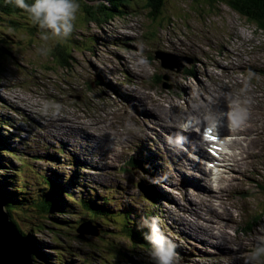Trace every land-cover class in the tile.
Here are the masks:
<instances>
[{"label": "rangeland", "instance_id": "obj_1", "mask_svg": "<svg viewBox=\"0 0 264 264\" xmlns=\"http://www.w3.org/2000/svg\"><path fill=\"white\" fill-rule=\"evenodd\" d=\"M146 2L132 0L133 10L124 8L122 17L103 26L88 24L77 29L75 25L66 40L73 43L66 47L71 53L68 64L54 62L53 51L48 57L36 54V48L42 43L39 30L29 34L26 18L18 16L21 26L16 30L0 19V40L8 45L14 57L13 64L0 76V133L6 137V143L12 145L10 151L1 150L7 154L4 156L8 174L12 170L25 169L20 165L24 162L36 170V173L24 171L30 183H37L42 174L56 173L64 184L70 183L72 178L75 199L89 202L95 209L110 210L115 220H94L91 225L96 228L91 227L89 232L99 231V236L80 240L76 237V228L84 223L81 219H89L80 208L72 211L74 214L67 213V222L58 225L35 209L10 212L17 229L34 239L44 254L36 256L34 264H124L111 252H106L105 247H135L117 228L136 221L135 215L143 210L150 219L157 218L161 231L175 244V264H244L245 254L264 237L262 231L255 241H248V249L244 252L236 251L230 242L234 236L251 235L264 226V215L252 225V218L264 209V156L259 161L258 175L250 171L252 177L240 176L238 168L233 166L227 170L241 187L240 191L232 197L223 196L214 206L218 210L221 205L229 208L236 217L231 223L205 210L208 205L200 200V191L189 184L190 180H197L205 190L203 180L187 166V157H179L177 149L159 141L156 121L143 105L131 103L128 116L117 123L121 137L98 145L80 141V135L66 134V122L58 125L48 122L50 117L63 116L66 110L83 114L106 113L113 107L111 99L120 95V90L124 91L123 86L181 105L185 85L193 96L199 97L198 106H205L221 91V74L214 68L215 63L231 68V64H238L241 58L249 60L253 54L260 71L240 74L243 87L237 91L249 97L254 89L253 77L264 85V35L231 11L225 0H165L156 21L150 20ZM56 44L50 42L52 48ZM156 52L173 58L171 68L161 67L160 61L154 59ZM189 66H193L194 77L185 72ZM127 70H140L135 85L129 84ZM158 75L161 80L157 84L154 78ZM212 124L205 122L193 127V132L200 135ZM111 133L110 130L108 134ZM132 154L144 163L150 161L159 177L149 179L137 169L124 171V162ZM153 155L156 158L152 160ZM34 156L40 159L34 161L31 159ZM75 156L88 165L78 167L73 160ZM3 174L0 170V176ZM157 193L160 198L152 203ZM241 193L246 196L241 197ZM106 199L111 201L108 206ZM67 203L72 201L67 199ZM4 208L8 210L7 206ZM57 214L65 215H53ZM249 223L250 232L240 231ZM86 225L90 223L83 227ZM218 232H224L228 240L223 242L209 236V233ZM150 253L151 248L142 254L140 264H156Z\"/></svg>", "mask_w": 264, "mask_h": 264}, {"label": "bare ground", "instance_id": "obj_2", "mask_svg": "<svg viewBox=\"0 0 264 264\" xmlns=\"http://www.w3.org/2000/svg\"><path fill=\"white\" fill-rule=\"evenodd\" d=\"M231 65L232 67L230 68L221 65L219 62L215 63L214 68L218 69L221 74L219 78L221 91L213 96L210 101H207L205 106H198L200 103L199 97L193 96L190 89L185 85L183 87L184 98L181 105L177 102L176 104L167 103L152 93H142L139 90L128 89L123 86L125 92L120 90L121 94L111 99L113 107L106 113L95 111L83 114L79 111L66 110L63 116L50 117L48 122L54 125L66 122V134L69 132L70 134L80 135V141H90L92 144L98 145L105 140L121 137L122 134L117 128V123L122 122L128 116L127 112L131 109V103L137 102L143 105L147 114L155 119L159 128L157 133L159 141L177 149L179 157L185 159L190 157L187 166L198 172L193 157L185 151L192 153L195 145L200 140V137L194 134L193 127L202 126L205 122H212L216 123L217 132L223 133V121L230 117L237 125L235 132L229 135L227 139V152L224 154V160L233 163V166L240 171V176L252 177L249 171L254 175H258L259 161L264 156V143L261 144L264 138V85L259 84L257 79L253 77L251 81L254 89L249 92V97L243 96L237 91L243 87V80L239 78L240 74H246L248 71H260L255 54L251 55L249 60L241 58L238 64ZM127 71H129L130 75L129 84L135 85L141 74L140 70L138 72ZM257 84L258 87H255ZM204 116H207L206 120H204ZM180 126L183 127V130L188 135V140L186 144L177 146L171 141L170 131ZM110 130L112 133L108 134ZM82 135L86 136L83 138ZM65 144L68 145V142L65 141ZM133 155L129 156L128 160L124 162V165L129 170L137 169L141 173L147 174L149 179L152 177V179L156 180L159 177L154 171L153 164L144 163L141 158ZM92 157L94 158L93 155ZM73 160L76 161L78 167L80 165H88L76 156ZM227 165L222 168L224 171L222 170V174L216 179L211 177V170L207 169V173L203 172L202 180L207 190L200 187V183L196 180H190L189 184L198 187L200 200L208 205L207 207L205 206L207 212H213L217 217H223L232 223L236 221V217L229 208L221 205L220 210H218L214 206V202L220 201L223 196L232 197V194L240 191L235 178L225 171ZM130 166L132 169H130ZM246 184L249 183L247 182ZM203 190L207 193L202 194L201 191ZM240 196H246V193H241ZM238 205H242V202L238 203ZM260 234H262V231L256 229L251 235L247 234L244 237L234 236L230 242L236 251L244 252L248 249L247 242L255 241L256 236ZM209 236L217 237L223 242L228 240L224 232H218L214 235L209 233Z\"/></svg>", "mask_w": 264, "mask_h": 264}, {"label": "trees", "instance_id": "obj_3", "mask_svg": "<svg viewBox=\"0 0 264 264\" xmlns=\"http://www.w3.org/2000/svg\"><path fill=\"white\" fill-rule=\"evenodd\" d=\"M131 1L132 0H78L80 10L75 21L76 28L82 29L88 24L103 26L117 17H122L124 8L133 10L134 6L131 5ZM146 1V8L150 9V20L156 21L162 13L165 0ZM26 2L31 4L33 0H26ZM225 2L231 11L238 14L247 23L254 25L255 29L264 35V0H225ZM135 6L137 5L135 4ZM18 16H22L28 20L26 21V24L30 26L28 29L29 34H34L36 31L38 32V28L32 24L26 13L8 3V0H0V19H3L1 20L3 24H7L10 29L14 30L20 28L21 23L18 21ZM1 32H3V34L5 33L4 31ZM68 44L73 45V43L62 41L61 44L57 43L53 47L52 56L54 57V62L58 64L69 63L71 60V53L66 50ZM4 61L8 62V64L3 65ZM13 61L14 57L11 49L4 41L0 40V76L8 70L9 66L13 64ZM185 72L189 77H194L195 75L193 66L187 67ZM160 80L161 75L154 78V82L157 84L160 83ZM11 146L12 145L6 143V137L2 136L0 133V170L1 173H4L0 176V205L2 206L3 212L7 214L8 221L12 224L15 231L22 239L25 240L26 243H28L31 251L32 264H34L33 260L37 262L36 256H44V254L40 252L34 239L26 237L17 229L15 223L10 219V212L35 209L39 214L46 216L48 221H52L54 224L58 225L67 222V213L74 214L72 211L80 208L82 212L87 214L89 217V219H81L84 223H81L76 228V237L80 240L88 239L86 236H92L90 234H84L82 236L83 238H79L77 230L81 225L85 223H90L91 225V222L96 219L102 221L111 219L112 221H115L114 216L110 215V210L105 208L95 209L92 204H89V202L82 199H75L73 197V192L76 190L72 189V178H70V183L64 184L62 183V178L57 176L56 173L53 175L42 174L38 177V182L33 184L24 177V171L28 170L29 172L36 173V170L30 165L26 166L24 162H21L20 165L24 166L25 169L20 168L18 170H12L11 173L8 174L9 170H7V158L4 156L6 153H2L1 150L10 151ZM49 158L51 159L52 157ZM31 159L38 161L40 157L34 156L31 157ZM130 169H132L131 166ZM123 170H128V168H123ZM36 186L38 187L35 188ZM38 188H42V191H38ZM33 190H36V192H32ZM159 198L160 194H155L152 197V203L158 202ZM67 199H70L72 203L68 204ZM110 202L111 201L109 199H106V206H108ZM4 206H7L8 210L5 211ZM56 213H63L65 215L57 214L54 216L53 214ZM144 213H146L145 210H143L140 214L135 215L134 220L137 219L136 221L127 222V225H118L117 228V230L122 232L123 236L126 237V240L132 243L135 247H132V249H127L121 245H109L105 247L106 252H111L113 256L122 260V263L124 264H132L133 262H138V264H140L139 260L141 259L142 254L151 248L149 242L145 238L149 229L143 226L142 221H140L141 218L142 220L147 219V213L146 217L143 218V216H145ZM263 215L264 209L252 218V225L259 221ZM249 225L250 223L247 224L245 228H241L240 231L250 232L251 228H249ZM91 227L96 228L92 225ZM97 232L98 235L96 237H98L100 233L99 231ZM34 245H36V247H34ZM134 248H138L140 252L136 251ZM116 264H120V262H117Z\"/></svg>", "mask_w": 264, "mask_h": 264}, {"label": "clouds", "instance_id": "obj_4", "mask_svg": "<svg viewBox=\"0 0 264 264\" xmlns=\"http://www.w3.org/2000/svg\"><path fill=\"white\" fill-rule=\"evenodd\" d=\"M8 3L26 13L38 28L42 43L36 48V54L42 57H48L53 51L50 42L66 41L72 35L80 10L78 0H33L31 4L26 0H8ZM142 225L149 229L145 238L151 246L150 254L156 264H175L176 246L161 231L157 218L144 219ZM259 230L264 231V226ZM260 239L261 242L245 254L244 264H264V237Z\"/></svg>", "mask_w": 264, "mask_h": 264}, {"label": "water", "instance_id": "obj_5", "mask_svg": "<svg viewBox=\"0 0 264 264\" xmlns=\"http://www.w3.org/2000/svg\"><path fill=\"white\" fill-rule=\"evenodd\" d=\"M155 60H159L161 67L165 69V66L171 68V60L173 58H167L165 55L156 52L154 56ZM165 65V66H164ZM167 80V79H166ZM170 89V87H168ZM90 225L83 227L81 225L77 232L78 237L83 238L84 234H90L97 236L98 232H89ZM81 235V236H80ZM0 264H32L31 251L28 243L22 239L15 231L12 224L8 221V216L3 212L0 205Z\"/></svg>", "mask_w": 264, "mask_h": 264}]
</instances>
